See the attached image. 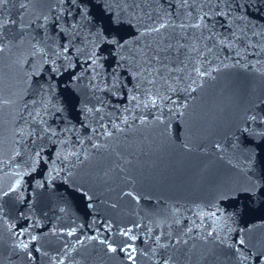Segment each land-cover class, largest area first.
<instances>
[{"label":"water","instance_id":"water-1","mask_svg":"<svg viewBox=\"0 0 264 264\" xmlns=\"http://www.w3.org/2000/svg\"><path fill=\"white\" fill-rule=\"evenodd\" d=\"M171 0H0V250Z\"/></svg>","mask_w":264,"mask_h":264}]
</instances>
